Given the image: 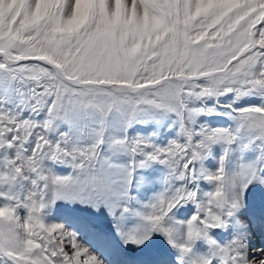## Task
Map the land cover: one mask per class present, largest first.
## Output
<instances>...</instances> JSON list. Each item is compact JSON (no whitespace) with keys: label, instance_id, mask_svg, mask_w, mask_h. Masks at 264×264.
<instances>
[{"label":"snow or ice","instance_id":"obj_1","mask_svg":"<svg viewBox=\"0 0 264 264\" xmlns=\"http://www.w3.org/2000/svg\"><path fill=\"white\" fill-rule=\"evenodd\" d=\"M264 0H0V264H264Z\"/></svg>","mask_w":264,"mask_h":264},{"label":"bare ground","instance_id":"obj_2","mask_svg":"<svg viewBox=\"0 0 264 264\" xmlns=\"http://www.w3.org/2000/svg\"><path fill=\"white\" fill-rule=\"evenodd\" d=\"M257 243H258V241H261L260 239H257V240H255ZM256 242H254V240H253V243H256Z\"/></svg>","mask_w":264,"mask_h":264},{"label":"rangeland","instance_id":"obj_3","mask_svg":"<svg viewBox=\"0 0 264 264\" xmlns=\"http://www.w3.org/2000/svg\"><path fill=\"white\" fill-rule=\"evenodd\" d=\"M256 239H257V238H256ZM256 239H254V242H256V241H255Z\"/></svg>","mask_w":264,"mask_h":264}]
</instances>
